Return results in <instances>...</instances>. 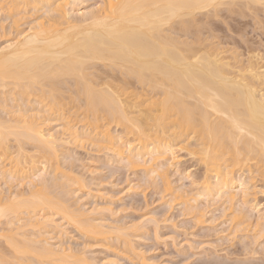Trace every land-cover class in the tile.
<instances>
[{
	"label": "bare ground",
	"instance_id": "6f19581e",
	"mask_svg": "<svg viewBox=\"0 0 264 264\" xmlns=\"http://www.w3.org/2000/svg\"><path fill=\"white\" fill-rule=\"evenodd\" d=\"M58 1L0 0V11L7 13L4 21L9 20L7 28L0 24V35L16 34L0 47V174L6 179L4 172H8L12 181L13 173L23 172L27 180L18 182L28 187L27 192L18 186L13 192L7 189L8 195H0V218L5 219L4 226L8 224L0 227V240L9 247H4L7 251L0 248V264L68 262L74 254H67V248L58 243L53 246L50 239L55 236L47 237L50 231L63 232L60 222L52 218L55 215L73 223L83 236L102 237L105 233L104 220L90 218L93 211L86 214L83 207L73 205L74 200L70 202L75 192L68 182L71 177L67 179L64 170H59L61 175L54 173L59 163L54 170L51 167L58 160V147L71 140L79 143L83 135L78 138L77 124L91 132L84 135H102L108 142L102 147L133 167L176 165L175 154L185 150L203 166L202 181L196 184L198 196L216 195L225 204L236 201L242 204L238 206H246L257 175L264 189V61L260 62L261 55L254 59L258 56L254 50L253 56L247 50L251 55L241 63L238 52L231 53L233 47H220V39L226 36L219 38L220 33L216 37L218 25L211 28L219 11L238 15L237 21L229 15L236 21L235 25L228 21L231 30L241 16L244 19L254 10L264 11V0H99L76 17L70 15L73 0ZM20 5H25L23 10ZM68 5L71 7L65 8ZM244 10H250L246 16ZM35 13L32 20L25 21L26 27L19 23ZM223 49L233 56L227 57ZM46 115L64 116L59 133L43 128L50 118ZM112 124L119 135H111L108 126ZM12 139L15 155L10 152ZM24 143L33 145L26 149L28 153ZM41 160L53 161L47 164L53 170L49 171L54 174L51 179L40 172L39 164L45 163ZM155 166L149 173L162 170ZM244 207L236 209L232 218H249ZM131 226H126L129 231L137 225ZM119 231L124 245L131 244L127 232ZM120 233L115 235L117 239ZM74 258L70 264L84 260L88 264L84 257Z\"/></svg>",
	"mask_w": 264,
	"mask_h": 264
},
{
	"label": "rangeland",
	"instance_id": "374dc122",
	"mask_svg": "<svg viewBox=\"0 0 264 264\" xmlns=\"http://www.w3.org/2000/svg\"><path fill=\"white\" fill-rule=\"evenodd\" d=\"M73 1L75 3L70 4L73 5L74 9V13H70L72 17L79 16V13L87 11L90 6H92V4H96L99 2V0H82L83 2L81 0ZM94 1L96 2L94 3ZM1 3L3 4L5 2L2 1ZM76 4L78 5L77 7ZM68 6H66L65 8L69 9L71 7ZM23 7H25V5H23ZM23 7H21L22 10ZM257 10L261 11H257V13L256 10H254L256 16L251 12L250 14H248L250 10H247V12H245L244 10L245 16L246 13L248 14L247 18L244 16L245 18L242 19L243 16H239V25L236 23V26L233 27L232 25H235L238 17V15L237 17H234V15H236V13L233 14L234 12H229V15H231L230 13H232L231 16L236 19L235 21V19L232 17V20H234V22L231 21V16L229 17V15H227L228 13H225L226 10L225 12H223V14L219 13L220 11L218 12V14H220L221 17L222 15H227V18L224 16L221 20V17L219 16L220 18L216 19L218 14L216 17H214L217 20V23L213 22L214 18L211 17V19L213 18L212 23H214L215 26L214 24L212 25L211 21L209 20L210 24L212 25L211 28L218 25V27H216L217 30L218 28H220L219 30L222 31L221 32L218 30V34L216 35V37L219 36L220 33L221 34L219 38H221V36H226V38L223 37L221 38L222 40L220 39V43L222 45L217 41L216 44H219L220 47H227V49L230 50V47H233L231 50L232 52H229L236 54L238 52V55L236 57L239 56V60H241L242 58L241 63L243 61V63H245L248 59L247 50L251 53L253 52L251 50H254L256 53H258V56L254 55L253 53L252 55L251 53L248 54V56L254 55L253 57H256L254 59H258L259 55H261L263 56V58L260 56L259 59L261 58V61H258H264V28L258 25L259 21H261L259 22V24H264V11L263 9ZM222 11L224 10H221V12ZM5 14L7 15L5 10L0 11V18L3 19H0L2 21V23L0 22V24L6 27V23H8L9 20L7 19V21H4V18L6 16ZM36 14L37 13H35L34 15L32 14L33 17L31 16L29 17V19L27 18V16L25 17L27 19L22 18L19 23L21 22L20 24H22L24 22L23 25L24 27H26L25 24L29 20H32L31 18H34ZM23 15L24 14H22V16ZM253 16L256 17V20H253ZM208 19L205 18L206 22L208 21ZM224 19H226L227 21H225ZM218 20L221 22H219ZM228 21L229 23L232 22L231 30L229 28L230 24H228ZM226 23L228 24V26ZM224 24L226 25V27H224ZM237 25L240 28H237ZM24 27L22 26L21 28H19L20 30H22V28L24 29ZM234 28L237 29V31ZM232 30H234L235 32ZM14 33H7V39H5L6 36L2 38L3 36L0 35V47L3 44L5 45L6 40H11L12 38L14 39L15 37L13 36H16V34L14 35ZM215 40L216 39L214 38V41ZM233 49H235L236 52ZM226 52H224V56ZM226 54L227 57L233 56L230 53L228 55V52ZM239 60L238 62H236V65H239ZM260 62L258 63L259 66L262 65V63L264 64V62H262L261 64ZM47 116H50V118ZM58 116L55 117L53 115H46L45 117L49 119L46 123H44L45 126L43 125V128L49 130L48 132L50 133H54L55 131L60 132V130H62V125L64 124L63 121L65 119L64 116H60L61 118ZM113 125L114 124L110 125V128L108 126V129L109 131H111V135L115 136L120 130L118 129V127H115V125ZM75 128L78 130L76 131L78 134V138L80 137L79 135H83L80 138H84L85 136L87 137H85V139H82L81 142V139L79 138V143L76 142V144H73V141L71 139L70 140L72 141V143L71 141H69L70 143H67L66 145L65 143H63V147H58L59 153L57 152V161L54 160V163H52L53 161L45 162V160H41L45 163L41 165L39 164L40 168L42 169L40 172L42 174L45 172L43 176L45 177V179L47 178L48 180V177L51 179L54 174L49 171L52 170L51 167H54V164H56V162L57 164L59 163V166H56V168L58 167V171L55 169V167L53 168V170L55 169L54 171H56L54 173L58 174L59 170H64L65 175L68 174L67 179L71 177L70 179H72L73 182L76 180L74 182L76 183V185L74 186V183L71 184L72 181L70 179L68 181L71 182V188L75 191L73 194H71L72 197L70 196L72 198L70 199V202L74 200L72 202L73 205L77 207L81 206V208L83 207V210L86 214L89 211V214L93 211L91 215H89L91 216L90 218H94L97 220L100 219L101 222H103L104 220V230L105 233L109 235H106L104 233L102 234V237L101 235H99L100 237L98 235V237L96 235L83 236V233H81L73 223L61 219L58 215L52 217L56 220L57 224L59 222L61 223H59V225H61L63 232L60 235V233L57 231H54L52 234L50 231V235L48 236L47 234V237L55 236L54 238L52 237L53 239L49 238L50 243L53 244V246H64L65 249L67 248V254H74L71 256V259H67L69 264L75 259V256L78 258H80V256L84 257L86 261H88V264H112V261L114 260V263L116 262V264H246L247 259V264H264V218H262V216L264 217V189L262 186H260L263 185V183L262 179H260L258 175L256 177H258L261 182H259V179L257 182V178L255 177L256 180H254V185L256 186L252 185V187L256 188L254 190L253 188H250L253 190V193L251 192L252 190H248L250 192L249 194H251V196L248 197L249 200L251 199L250 202L252 204L248 202L250 205L247 203L248 205L246 204V206H240L242 204L236 203V201V204H230L227 202L225 204L223 198H221V201V199L218 198L219 196L216 195L213 197H205L199 194L198 196L197 193H199L200 191L198 182L202 181L201 178L203 176V166H200L197 163V158L195 161V157H192L191 155L186 153L185 150L178 151L177 149H175L176 151H178L177 154H175L177 156L176 161H178L176 165L168 164L169 167L163 165L165 169L164 167L158 165V168L162 170L160 172L155 171L154 174H151L149 173L151 171H149V169L152 168V165H149L150 167L148 166V164L141 165L142 167L140 165H137L136 167L135 165L134 167L133 165L130 166L126 164L125 160L121 159L122 157H117L113 155L111 151H108V148L105 150V148L102 147H105L106 145L104 144L108 143L105 139H103L102 135L99 134V138L98 136H96L97 134L95 135L94 133H92L91 136H88L87 133L91 132H88L89 130L87 131L88 128L82 129L79 124H77ZM86 131L87 133L84 135L83 132ZM66 136L67 135H64V138ZM93 138L94 141L92 140ZM68 140L66 137V141ZM9 141H11L9 142V145L12 147H9L11 148L10 152L13 153L15 152L16 145L13 139ZM12 141L14 142V144ZM101 141L103 142L101 143ZM96 142L98 143V145H100L97 146V144H95ZM24 144V150H29L33 147V145L31 146V143H29L30 145L28 143ZM67 145H69L70 147ZM28 150H26L27 153ZM63 151L65 152L62 153ZM66 151L69 153H66ZM13 155H15V153H13ZM124 155H126V153ZM4 161L6 163L8 162V160ZM4 161L3 164H5ZM50 163H52L51 167L48 166L50 165ZM44 164L46 168L44 167ZM154 166L155 165H153L152 169H154ZM43 168H45L47 171L45 169L43 170ZM155 168L156 170L158 169L156 166ZM166 171L168 175L166 174ZM144 172L147 173L145 174ZM4 174L6 175V179H4V175L0 174V193L2 192L0 195H8L9 192L7 189H9L10 191V188L13 189L12 192L18 188H21L23 191L24 189L25 191L28 189V187H26L25 185L21 186V181L27 180L25 176L23 177V172L22 174L20 172L21 176L19 175V172L13 173L14 181L16 179L15 182H13V179L12 181L10 180V175L9 177L7 175L8 172H4ZM158 174L161 177H163V174H166L167 177L164 175V177L161 179ZM58 175H61V173ZM147 175L148 177L150 176V179L147 177ZM157 176L159 177L157 178ZM64 178L66 179V176ZM50 179L49 182L51 181ZM145 179H147V181ZM5 180L9 181L5 182ZM18 180L21 181L18 182ZM17 182L18 184L20 183V185H18ZM167 182L169 184H167ZM77 184L79 187L77 186ZM166 185L168 189H166ZM261 187L263 189L262 191ZM255 191L256 193H254ZM73 195L74 198L75 196L77 197L76 200L73 198ZM180 196L183 198H181ZM77 199L79 201H77ZM238 204H240V207L245 206L242 211H246L244 213L248 214L249 218H247V215H245L246 217L244 216L247 219H243L244 217L242 218L243 221H241V219L239 218L237 220V217H235L237 221L232 218V216L236 214V209L240 208ZM253 204H256L257 206ZM187 205H189L190 210L187 208ZM252 205L255 207H253ZM234 206L238 207L235 209ZM190 207H192V209ZM92 214L94 217L92 216ZM258 216H261V219ZM85 218H88V216H85ZM0 219V227L2 226L1 228L3 229L8 224L6 223V225L4 226L5 219L3 218L4 221L2 218ZM238 221H241L242 223H238ZM134 224H136L137 226L132 227ZM123 225L125 229L122 228ZM125 225L128 227L132 225L130 231ZM118 226L121 227V229ZM109 227L111 228L109 229ZM116 227L119 228L117 229L118 231L124 230V232H127L129 241L131 240V244H129L128 242L125 245H130L129 247L124 245V237L121 236L120 231L119 233L122 238L119 236V239H117L118 236H115L119 234L116 230ZM131 229L133 231H131ZM137 229L139 230L138 232ZM110 230H115L116 233L109 232ZM127 235L125 236V238L127 237ZM129 235L132 236L130 237ZM103 236L106 238L104 239ZM2 243L3 242L0 240V248H2L3 251H7L8 249L4 250V245L6 243ZM69 249H71L72 252ZM247 251H249V253ZM249 258L252 262H249ZM68 262L59 261L58 263L68 264ZM83 262H85V260ZM83 262L81 264H83Z\"/></svg>",
	"mask_w": 264,
	"mask_h": 264
}]
</instances>
